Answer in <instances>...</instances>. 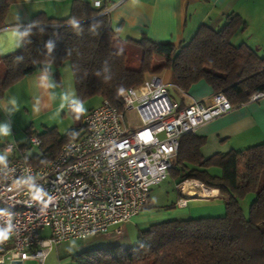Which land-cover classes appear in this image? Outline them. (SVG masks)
<instances>
[{
  "label": "trees",
  "instance_id": "trees-1",
  "mask_svg": "<svg viewBox=\"0 0 264 264\" xmlns=\"http://www.w3.org/2000/svg\"><path fill=\"white\" fill-rule=\"evenodd\" d=\"M19 1L0 0V29ZM247 26L233 13L220 29L203 25L186 45L155 43L146 36L123 39L109 17L98 16L90 2L76 0L68 19L40 14L20 29L22 47L0 60V99L10 87L39 72L55 71L59 80V69L70 62L79 101L99 97L121 110L122 91L140 86L149 75L170 71L177 92L171 96L180 108L185 107V94L200 83L213 94L223 93L237 107L264 93V52L234 44V37ZM55 130L27 131L42 140L43 155H31L32 164L54 159L67 143L83 136L73 138L72 133L58 140ZM206 143L207 138L198 134L184 136L170 178L180 188L194 180L219 190L225 216L155 223L139 231L136 246L85 251L73 257L74 264H264V144L205 158ZM242 166L246 182L240 185ZM249 195L255 200L247 216L242 203Z\"/></svg>",
  "mask_w": 264,
  "mask_h": 264
},
{
  "label": "built area",
  "instance_id": "built-area-1",
  "mask_svg": "<svg viewBox=\"0 0 264 264\" xmlns=\"http://www.w3.org/2000/svg\"><path fill=\"white\" fill-rule=\"evenodd\" d=\"M86 1L98 16L109 17L116 7L112 0ZM121 98V110L108 99L92 109L83 136L40 165L27 155L42 145L37 134L5 146L2 152L14 156L0 163V231L8 233L0 240V264H46L64 242L125 237V226L150 223L152 188L170 176L180 140L234 109L221 92L180 108L160 75ZM262 98L259 93L250 102ZM128 111L138 123L127 122ZM188 205V199L177 203Z\"/></svg>",
  "mask_w": 264,
  "mask_h": 264
},
{
  "label": "crops",
  "instance_id": "crops-1",
  "mask_svg": "<svg viewBox=\"0 0 264 264\" xmlns=\"http://www.w3.org/2000/svg\"><path fill=\"white\" fill-rule=\"evenodd\" d=\"M75 1L20 0L12 6L6 17V27L0 29V60L22 47L20 29L32 25L36 16L43 14L45 19H68ZM112 2L116 7L111 12L109 20L113 29L120 31L123 39H140L146 36L155 43L186 45L191 43L203 25L216 28V25L225 22L228 15L235 13L240 15L248 26L245 31L237 33L234 44H248L264 52V0H112ZM54 72L31 75L10 87L0 99V163L11 156L2 152L5 146L23 144L28 136L27 131L42 133V128L56 126L61 112L77 103L71 63L65 62L59 69V80ZM169 72L161 74L168 87L172 85H170L172 75ZM165 78L171 80L166 83ZM212 94L208 85L200 83L189 94H185L183 104L186 106L193 101H208ZM197 134L207 138V143L202 149L205 158L231 151H244L264 144V98L234 107L230 113L201 127ZM22 137L23 140H20ZM214 190L218 193L209 196L202 193L190 196L183 190L179 200L188 199L189 205L186 209H180L176 204L181 212L179 214L181 219L178 220L225 216L226 208L220 200V192ZM154 217L155 223L165 222L160 215L157 217L154 213ZM55 249L56 247L46 264L54 263L51 259ZM81 249H86V246H81L79 250L82 251ZM83 252L85 251L72 257ZM27 263L38 264L35 261L25 262Z\"/></svg>",
  "mask_w": 264,
  "mask_h": 264
},
{
  "label": "rangeland",
  "instance_id": "rangeland-1",
  "mask_svg": "<svg viewBox=\"0 0 264 264\" xmlns=\"http://www.w3.org/2000/svg\"><path fill=\"white\" fill-rule=\"evenodd\" d=\"M225 23L226 20L222 25H216V28L213 29H220L225 25ZM169 74L172 75L171 72H169ZM170 80L171 79L165 78L166 83H168V81ZM171 84H172V80L170 81V85ZM168 88L171 91V95L173 96L177 95V92L172 85ZM101 103H102V99L99 97L89 98L86 99L85 101L78 100L77 103L75 104V108L72 111L69 110L68 107L65 111L61 112L60 118L57 121L58 123L56 126L51 128H42V129L40 127V129L44 132L55 128L56 138L58 140L72 133H73V138L77 136H81L86 131L85 116L89 113V110L98 107ZM127 122L134 124L139 122L138 116L134 111L127 112ZM20 140H23V137ZM34 154L43 155L42 147H34L30 150H27L28 156ZM11 156H14V153ZM212 172L220 175L222 174L221 171L218 169H213ZM238 177H239L240 185H243L246 182L245 167L242 166L239 168ZM181 190L182 189L179 186H177L176 182L172 178H170V176L163 183L154 186L152 188L149 202L152 204V207L155 211V215L157 217L160 215L161 218L164 219L165 221L181 219V217L179 216L181 212H179L178 207H176V204L180 198V194L182 193ZM192 190L201 192V189L192 188ZM254 200H255V196L249 195L247 199L242 203L244 212L247 216H249L250 206L254 202ZM155 221H156L155 217H153L150 223L143 224L139 228L132 224L125 226V231H126L125 237L112 236L113 238L107 239L104 236H95V237H89L85 240H72L69 242H64L56 247L51 261L54 262L53 264H57V263L74 264L72 255L78 254L82 251H86V250L89 251L92 249H100V248H107L113 246H121L124 248L134 247L138 243L139 231L148 229L150 227L149 225L155 223ZM47 233L48 231L45 233V235ZM83 245L86 246V249H81L82 251H80L79 249Z\"/></svg>",
  "mask_w": 264,
  "mask_h": 264
},
{
  "label": "bare ground",
  "instance_id": "bare-ground-1",
  "mask_svg": "<svg viewBox=\"0 0 264 264\" xmlns=\"http://www.w3.org/2000/svg\"><path fill=\"white\" fill-rule=\"evenodd\" d=\"M191 187L195 188V189H197V188L199 189L200 188L203 191L197 192V191L192 190ZM183 190L190 196L200 195V193H202V195H204V196H209V195H214V194L218 193L216 190L208 188L206 186H203V184H201L198 181H194V180L187 181L183 185Z\"/></svg>",
  "mask_w": 264,
  "mask_h": 264
},
{
  "label": "clouds",
  "instance_id": "clouds-1",
  "mask_svg": "<svg viewBox=\"0 0 264 264\" xmlns=\"http://www.w3.org/2000/svg\"><path fill=\"white\" fill-rule=\"evenodd\" d=\"M8 238V233L0 231V240H6Z\"/></svg>",
  "mask_w": 264,
  "mask_h": 264
},
{
  "label": "water",
  "instance_id": "water-1",
  "mask_svg": "<svg viewBox=\"0 0 264 264\" xmlns=\"http://www.w3.org/2000/svg\"><path fill=\"white\" fill-rule=\"evenodd\" d=\"M78 24H80V23H78Z\"/></svg>",
  "mask_w": 264,
  "mask_h": 264
}]
</instances>
